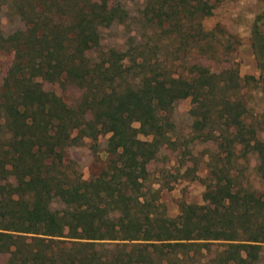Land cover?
<instances>
[{"label": "trees", "instance_id": "obj_1", "mask_svg": "<svg viewBox=\"0 0 264 264\" xmlns=\"http://www.w3.org/2000/svg\"><path fill=\"white\" fill-rule=\"evenodd\" d=\"M214 1L137 0L133 17L120 0H0V57L9 59L0 82L4 264H166L213 242L221 245L212 264L258 263L264 190L244 187L228 166L240 146L242 158L255 155L264 185V141L246 122L243 78L202 28ZM2 17L14 28L4 32ZM135 18L154 37L159 31L186 44V73L170 72L157 45L103 49L105 30ZM249 46L263 73L264 0ZM161 49L168 54L170 46ZM126 58L137 69L130 82H123ZM183 99L192 133L216 151L206 162L201 204H182L168 219L157 212L146 167ZM99 135H107L104 166L82 180L67 150Z\"/></svg>", "mask_w": 264, "mask_h": 264}, {"label": "rangeland", "instance_id": "obj_2", "mask_svg": "<svg viewBox=\"0 0 264 264\" xmlns=\"http://www.w3.org/2000/svg\"><path fill=\"white\" fill-rule=\"evenodd\" d=\"M120 1L125 3L126 10L131 16H137L140 2H136L137 0ZM262 7L263 0H216L213 2L210 16L204 18L201 23L205 32L212 33L216 53L222 54V60L234 62L238 75L243 78L241 92L244 94V105L247 108L246 122L254 127L260 135L259 138L264 141V72L257 69L249 46L251 23ZM11 20L8 22L4 17L1 18L4 32L9 28H14V21ZM103 34L104 50L113 47L126 51L127 48L131 49L137 43L140 46L157 45L156 54L167 59L166 61L171 65L170 72L186 73V44H182L175 35L166 36L156 31L154 37L149 30H144L140 26L136 18L129 20L126 26H114L105 30ZM216 40L221 42L220 45H217ZM163 44L170 46L168 54L162 51L161 45ZM8 63V57L2 55L0 57V82ZM123 66L129 67L123 82H130L132 78H135L137 69L127 58L123 61ZM65 96L73 99L75 93L67 92ZM189 107V99L179 100L174 104L170 113L172 128L165 134L156 159L146 167L151 188L156 191L157 212L168 219L177 218L182 204H201L204 190L203 180L207 175L206 162L208 156L216 151L214 143L202 142L192 133V120L188 115ZM133 127H137V124H133ZM106 139L107 135H99L93 144L84 139L79 146L67 150L69 166L80 173L82 180L89 179L103 168L106 157L103 152ZM233 154L234 159L228 167L237 177V181L244 187L256 191L264 190V185L260 184L254 171L255 155L248 152L242 158L243 148L240 146L236 147ZM220 245L219 242H213L199 250L189 249L186 257H178L179 260L171 259L166 264H212V255L220 249ZM0 264L4 263L0 260ZM256 264H264V248Z\"/></svg>", "mask_w": 264, "mask_h": 264}]
</instances>
